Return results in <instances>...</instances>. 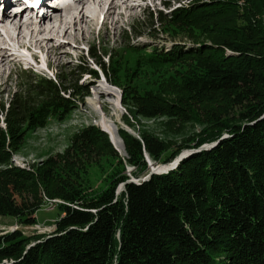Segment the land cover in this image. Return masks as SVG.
Instances as JSON below:
<instances>
[{
	"label": "trees",
	"instance_id": "16d2710c",
	"mask_svg": "<svg viewBox=\"0 0 264 264\" xmlns=\"http://www.w3.org/2000/svg\"><path fill=\"white\" fill-rule=\"evenodd\" d=\"M244 1L251 10L246 25L223 26L222 40L198 49L195 60L203 76L186 83L197 98L224 93L243 105L240 123L228 126L219 118L209 139L217 141L215 147L193 153L175 171L128 183L119 194L118 185L126 179L97 195L49 192L74 205H64L65 213L50 234L27 236L19 230L1 234L0 264H264V0ZM173 16L171 22L179 27L203 21L196 8H180ZM156 54L165 63L176 59L174 51ZM98 57L93 49L90 58L106 71L107 54L102 53L99 61ZM78 70L80 75L93 72L83 66ZM60 92L52 78H41L30 93H15L0 103V215L31 226L36 224L35 211L19 206L10 187L22 189L26 179L35 176L47 186L53 168L13 166L12 153L23 134L44 126L51 114L31 94L50 104L62 99L60 105L66 106ZM136 99L146 105L150 98ZM152 108L143 113L159 112ZM164 112L181 114L170 104ZM82 134L93 145L108 142L97 127ZM124 141L130 163L144 160L145 153L157 160L165 150L150 137L125 135ZM201 144L202 140L196 147Z\"/></svg>",
	"mask_w": 264,
	"mask_h": 264
},
{
	"label": "rangeland",
	"instance_id": "374dc122",
	"mask_svg": "<svg viewBox=\"0 0 264 264\" xmlns=\"http://www.w3.org/2000/svg\"><path fill=\"white\" fill-rule=\"evenodd\" d=\"M107 1H102L96 11L89 12L87 7L93 3L88 0L84 11L97 14L98 18L91 28H87L86 23L76 25L78 37L85 38L81 42L72 37L62 40V49H66L67 54H60L62 49H57L58 42L51 44L55 46L51 53L36 47L29 52H20L12 47L14 55L9 57L20 58L19 61L8 58L6 65L0 68L4 69L0 75V103H6L15 93H30L41 78H52L66 105H60L62 99L56 98L50 104L49 99L31 94L38 105L48 107L51 114L44 126L23 134L18 150L12 153L13 166L31 170L51 166L53 178L47 186L35 176L26 179L22 189L10 187L19 206L26 211H35L36 224L31 226L13 216L0 215V235L14 230L27 236L50 234L65 213L64 205H74L64 196L97 195L126 179L118 185L116 192L119 194L128 183H142L152 175L175 171L193 153L216 146L217 141L209 139L218 127L219 118L228 126L241 121L243 105L234 104L224 93L197 98L188 91L186 83L203 76L195 60L198 49L222 40L223 26L238 28L246 25L251 11L246 1L129 0L127 5L133 4V9L128 7L124 15L120 14L121 9H116L106 19ZM116 3L120 4V0ZM180 8L198 9L202 23L193 27L172 23L173 12ZM34 22L25 15L19 25L30 33L35 27ZM29 37L19 38L23 40L19 42L29 45ZM93 49L100 57L102 53L107 54L106 71L90 58ZM169 51L175 52L173 62L165 63L157 57L156 52ZM45 63L49 72L43 68ZM79 66L89 67L93 72L80 75ZM97 86L112 93L107 96L108 106H102L99 101ZM137 96L149 97V103L137 104ZM151 104L154 105L152 109L159 112L148 116L143 112L146 108L151 109ZM169 104L177 106L181 114L164 112ZM3 120L4 117L1 122ZM104 123L111 133L104 130ZM91 127L106 133L108 142L103 140L102 144L93 145L84 140L83 131ZM125 135L139 140L154 138L165 150L157 160L145 153L144 160L134 159V163H130ZM227 136L223 134L222 137ZM201 140L202 144L197 148L196 144ZM49 192L64 196L52 198Z\"/></svg>",
	"mask_w": 264,
	"mask_h": 264
},
{
	"label": "bare ground",
	"instance_id": "6f19581e",
	"mask_svg": "<svg viewBox=\"0 0 264 264\" xmlns=\"http://www.w3.org/2000/svg\"><path fill=\"white\" fill-rule=\"evenodd\" d=\"M102 1L104 0H92L93 5L91 6V4H89V6L87 7L88 8L87 11L89 12L96 11L98 9L97 6L101 7L100 5ZM128 1L129 0H120V4H121L120 5L116 3V0H108L107 3L109 4V9H107L105 12V18L107 19L109 15H111L112 13L116 11V9H121V12H120L121 15H124L128 7L133 9L135 6L133 4H131L130 6L127 5ZM85 5L86 3L83 0H76V3L72 7L66 10H61L58 13L55 12L52 15V17L43 14L39 19L36 20L35 27L31 30V32L30 33L28 32L29 34L27 33V37L29 36L30 37H29V45L24 43L25 47H27L26 51L29 52L30 50H33L36 47L43 51L51 53V51L55 48V46L51 44L53 42H58V46H56L57 49L58 48L62 49L63 48L62 46H64V41L62 40L67 37H72L78 43L81 42L82 38L78 37V31H77L78 29L76 25L81 24V23H86L87 28H91V26L95 24V23L93 24V22L98 18L97 14H94V13L91 14V13H87L86 11H84L86 9ZM17 6L14 8H18ZM13 13H14V17H13L14 20H18L20 15H21V18L25 14H27V16H30V15L32 16L34 12L31 10L23 11V8H19L17 9V11H13ZM21 18L20 20L17 21L18 26H20L19 23L22 20ZM117 22L118 21H116V23ZM20 27L19 28L15 27V30H14V32L18 33L17 35L18 42L15 41L16 43L14 45V47L16 48L17 46L21 47L22 45L19 42L22 39H19V38H23V40L26 39V37L20 34V30H21ZM83 39L85 38L83 37ZM32 47L34 48L32 49ZM11 48L12 46L4 39V36L2 35V32L0 31V68L6 65L5 62L7 61L8 58L9 60L19 61L20 58L10 59L9 56L14 55L11 51ZM67 53L68 51L66 49H62L60 52L61 55L62 54L64 55ZM15 57H18V56H15ZM2 70L0 71L1 76L3 73ZM111 94L112 93L110 91L104 90L102 87L97 86V95H98L99 101L102 103V106L109 105L107 104L108 103L107 96ZM103 127H104V130L109 131V132L111 131L109 129V126H107V124L104 123Z\"/></svg>",
	"mask_w": 264,
	"mask_h": 264
},
{
	"label": "snow or ice",
	"instance_id": "6c2138e0",
	"mask_svg": "<svg viewBox=\"0 0 264 264\" xmlns=\"http://www.w3.org/2000/svg\"><path fill=\"white\" fill-rule=\"evenodd\" d=\"M25 2H27V0H25ZM37 3H39V0H37ZM29 6H30V7H35L36 4H30Z\"/></svg>",
	"mask_w": 264,
	"mask_h": 264
}]
</instances>
